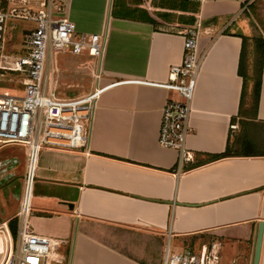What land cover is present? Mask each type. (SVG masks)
<instances>
[{"label": "crops", "instance_id": "crops-1", "mask_svg": "<svg viewBox=\"0 0 264 264\" xmlns=\"http://www.w3.org/2000/svg\"><path fill=\"white\" fill-rule=\"evenodd\" d=\"M64 5L76 32L105 34L104 51L101 59L54 52L48 87L76 92L68 87L83 76L87 91L90 82L105 88L95 99L86 148L47 146L38 154L28 221L52 240L45 264H161L166 249L201 252L210 239L220 242L221 264H251L260 222L264 264V57L257 101L250 81L241 103L238 74L241 37L264 33H246L231 20L241 1ZM197 22L203 58L184 145L193 162L178 171V151L159 146L157 133L165 101L183 99L159 84L182 60V31ZM33 27L6 29L8 55L24 54ZM26 158L25 147L0 144V264L16 235Z\"/></svg>", "mask_w": 264, "mask_h": 264}, {"label": "built area", "instance_id": "built-area-1", "mask_svg": "<svg viewBox=\"0 0 264 264\" xmlns=\"http://www.w3.org/2000/svg\"><path fill=\"white\" fill-rule=\"evenodd\" d=\"M240 1V11L243 12L256 0ZM45 2H41L36 10L15 6L7 11L0 8V81H11L5 76L7 72L15 73V83L21 87V91L16 93L0 91V144L23 146L27 154L16 213V235L2 264H45L52 249V240L35 234L28 221L38 154L47 146L86 148L95 99L105 88L96 87L80 97L59 98L55 96L53 87H48L47 76L55 71L51 61L54 52L69 51L76 55L86 52L101 59L106 37L105 34L76 32L73 22L62 13L64 0H48V5ZM54 12L58 14L56 17ZM8 18L34 24L25 36L22 55L8 56L5 53ZM201 34L200 22L182 31V60L169 67L167 82L159 84L166 90L175 91L183 99L182 102L165 101L157 133L159 146L178 151V171L181 165L193 162L192 153L184 145L190 130V103L203 58L198 51ZM234 128L236 125L230 124V129ZM161 264H221L220 242L210 239L201 252L190 247L183 251L166 249ZM229 264H236V260Z\"/></svg>", "mask_w": 264, "mask_h": 264}, {"label": "rangeland", "instance_id": "rangeland-1", "mask_svg": "<svg viewBox=\"0 0 264 264\" xmlns=\"http://www.w3.org/2000/svg\"><path fill=\"white\" fill-rule=\"evenodd\" d=\"M44 0H0V8L4 9L5 11L9 10L12 6H15L17 8L21 7H27L30 10H36L40 3ZM46 5H48V0H45ZM248 15H245V13L241 14V11H239L231 20H236V24H241L243 28L245 29L246 33H252L256 35H260V33H264V0H256L252 7L250 8V12L247 13ZM32 22L22 19H15V18H9L7 19V27L6 29H10L11 25L16 26L20 31H22L25 26L31 25ZM33 24V23H32ZM231 29H234L231 27ZM13 31V30H12ZM11 34V33H10ZM9 38L5 40V53L9 52V46L10 45ZM16 46V44H15ZM11 47V45H10ZM9 49V50H8ZM22 52V51H20ZM10 56V55H8ZM10 77L12 80L7 81L6 79H3L0 81V91H10L12 93L20 92L21 87L20 85L15 83L17 74L7 72V76L5 78ZM91 78L94 82L95 74H91ZM82 81L78 83V87L75 86H69L68 88H72L76 90V92L73 90H56L55 96L56 97H62V98H70V97H80L83 96L86 93L92 92L95 87L93 83L90 82V90L87 91V83L88 81L84 80V77L82 76ZM86 83V86L84 87ZM89 84V83H88ZM84 88V89H81Z\"/></svg>", "mask_w": 264, "mask_h": 264}, {"label": "trees", "instance_id": "trees-1", "mask_svg": "<svg viewBox=\"0 0 264 264\" xmlns=\"http://www.w3.org/2000/svg\"><path fill=\"white\" fill-rule=\"evenodd\" d=\"M242 46L238 61V74L243 79L241 103L244 100L245 88L248 82L251 81L252 97L257 101L259 95V86L262 72V64L264 57V39L261 36L247 37L242 36ZM250 46V47H248ZM227 150L216 156L221 157L226 155ZM11 232L15 235V230L10 223Z\"/></svg>", "mask_w": 264, "mask_h": 264}, {"label": "water", "instance_id": "water-1", "mask_svg": "<svg viewBox=\"0 0 264 264\" xmlns=\"http://www.w3.org/2000/svg\"><path fill=\"white\" fill-rule=\"evenodd\" d=\"M262 231H263V222H260L257 228L255 246H254V252H253L251 264H258L259 255H260V247H261V242H262Z\"/></svg>", "mask_w": 264, "mask_h": 264}]
</instances>
